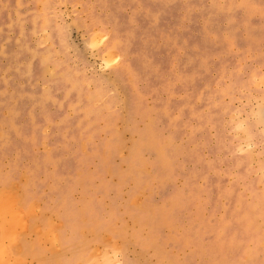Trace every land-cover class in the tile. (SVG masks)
Returning <instances> with one entry per match:
<instances>
[{
	"label": "rangeland",
	"instance_id": "obj_1",
	"mask_svg": "<svg viewBox=\"0 0 264 264\" xmlns=\"http://www.w3.org/2000/svg\"><path fill=\"white\" fill-rule=\"evenodd\" d=\"M24 237L264 264V0H0V264Z\"/></svg>",
	"mask_w": 264,
	"mask_h": 264
},
{
	"label": "crops",
	"instance_id": "obj_2",
	"mask_svg": "<svg viewBox=\"0 0 264 264\" xmlns=\"http://www.w3.org/2000/svg\"><path fill=\"white\" fill-rule=\"evenodd\" d=\"M33 225H31V227ZM37 241L35 239L30 240V238L24 237L21 244L23 255L26 259H32L33 262L37 264H46L49 262V259L47 260V258H51V254H47L44 247L39 244V240Z\"/></svg>",
	"mask_w": 264,
	"mask_h": 264
}]
</instances>
